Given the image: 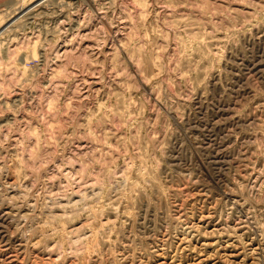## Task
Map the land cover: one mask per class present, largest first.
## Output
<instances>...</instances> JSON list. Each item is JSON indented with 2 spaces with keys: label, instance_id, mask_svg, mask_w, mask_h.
<instances>
[{
  "label": "rangeland",
  "instance_id": "obj_1",
  "mask_svg": "<svg viewBox=\"0 0 264 264\" xmlns=\"http://www.w3.org/2000/svg\"><path fill=\"white\" fill-rule=\"evenodd\" d=\"M0 264H264V0H0Z\"/></svg>",
  "mask_w": 264,
  "mask_h": 264
}]
</instances>
